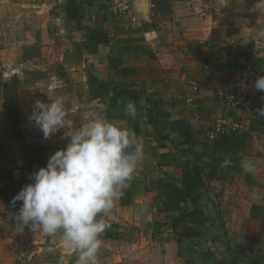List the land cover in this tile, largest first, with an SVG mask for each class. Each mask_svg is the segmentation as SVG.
Returning <instances> with one entry per match:
<instances>
[{
    "label": "crops",
    "instance_id": "crops-1",
    "mask_svg": "<svg viewBox=\"0 0 264 264\" xmlns=\"http://www.w3.org/2000/svg\"><path fill=\"white\" fill-rule=\"evenodd\" d=\"M68 1L0 0V14L17 15L23 31L22 60L40 63L42 82L55 85L50 94H58L57 87L60 93H69L62 97L72 115L70 131L58 133L59 138L69 143L73 131L104 118L133 131L142 145L143 155L135 161L131 204L123 206L121 196L104 217L110 226L101 236L102 246L117 241L123 244L121 253L142 252L137 245L127 247L129 239L138 242L143 236H153L162 223L160 215H175L161 212L158 182L169 177L178 186L183 184L182 168L163 155L174 157L182 141L201 153L217 135L238 131L249 137L246 151L214 153L228 163L215 179L204 177L197 202L210 219L204 236L179 241L171 219L167 228H171L173 239L184 242L183 264H264V117L257 115V110L264 108V92L254 100L252 114L216 95L219 88L231 89L245 67H253L259 77L264 75V11H253L257 2L248 0H132L141 23L133 29L128 21L111 16L110 0H77L85 12L78 28L65 11ZM92 32L104 33L106 41L92 39ZM12 72L5 77L0 97V143L6 156L21 153L19 148H11V143L8 147L11 139L20 148L17 141L24 137L31 142L50 141L29 119L38 92H29L27 102L18 88L23 138L17 139L7 125L4 84L13 77L20 82V75ZM37 99L43 101V95ZM130 102L135 107L134 117L126 112ZM158 111L168 115L166 123H174L176 130L168 125L164 133L150 123L148 113L159 119ZM232 124H239L240 129H232ZM9 149L13 152L8 153ZM52 149L47 144H27L23 152L26 161L18 167L11 163L0 168V188L8 176L28 179L33 174L29 163L35 171L45 167ZM233 158H242L253 170L239 163L230 168ZM21 203L13 206L0 199V264H17L16 256L26 254L32 242L39 251L53 246L54 252L63 258L71 256L76 264V250L61 243L60 234L48 237L27 227L18 230L13 214L19 212Z\"/></svg>",
    "mask_w": 264,
    "mask_h": 264
},
{
    "label": "clouds",
    "instance_id": "clouds-1",
    "mask_svg": "<svg viewBox=\"0 0 264 264\" xmlns=\"http://www.w3.org/2000/svg\"><path fill=\"white\" fill-rule=\"evenodd\" d=\"M255 10L264 11V0H257ZM255 88L264 92V75L256 79ZM126 112L135 116L131 102ZM257 113L264 117V108ZM67 116L64 97L58 96L51 103L35 100L29 119L48 140L65 128ZM142 155L136 134L118 122L97 118L83 124L72 132L66 148L51 155L47 166L35 171L29 177L32 182L13 198V206L22 202L13 214L18 230L27 227L48 237L60 234L61 243L76 250V264H98L101 236L110 226L104 217L129 187L135 161ZM61 264L69 261L62 258Z\"/></svg>",
    "mask_w": 264,
    "mask_h": 264
},
{
    "label": "trees",
    "instance_id": "trees-1",
    "mask_svg": "<svg viewBox=\"0 0 264 264\" xmlns=\"http://www.w3.org/2000/svg\"><path fill=\"white\" fill-rule=\"evenodd\" d=\"M69 20L75 27L81 26V21L85 17V12L82 7L77 4V0H69L65 9ZM102 37V38H101ZM91 38L97 41H106L104 33H91ZM18 85L19 81L13 77L4 84V103L5 119L7 125L14 130L17 139L23 138L21 124V113L18 102ZM156 116L152 112L148 113L149 121L156 128H160L162 132H166L168 125H171L172 130H176L174 123L167 124L168 115L162 111H158ZM185 134H190V131H185ZM189 137V136H188ZM187 137V138H188ZM248 135L239 134L238 131L231 133H221L212 142H207L204 152H194L192 147L185 141H182L177 146L178 153L168 159L173 158L177 165L183 170V184L178 186L173 178L161 179L158 182V199L161 201V212L174 213L170 215V224L179 241L184 239L198 238L204 236L205 226L210 219L204 214V211L199 209L197 202L201 197V192L205 184L204 177L215 179L218 170L226 167L221 159L215 157L214 153L236 154L245 152L247 149ZM163 146V145H162ZM165 148V147H163ZM0 154H2V145L0 143ZM208 158V161L205 159ZM233 164L230 168H236L239 163L242 165V158H233ZM206 168L209 173L206 174ZM29 170L35 172L33 165L29 163ZM32 181L28 179L16 180L13 176L6 178V185L0 188V199L4 202H12L13 198L19 194L22 187ZM135 179L129 182L132 185L130 190L124 189L122 194V205L128 206L131 204L132 190L134 189ZM217 264V263H209Z\"/></svg>",
    "mask_w": 264,
    "mask_h": 264
},
{
    "label": "rangeland",
    "instance_id": "rangeland-1",
    "mask_svg": "<svg viewBox=\"0 0 264 264\" xmlns=\"http://www.w3.org/2000/svg\"><path fill=\"white\" fill-rule=\"evenodd\" d=\"M19 26L17 15L0 14V97L5 77H10L11 73H13L12 71L15 70L20 75L18 88H20L22 92L23 99L27 102H29V92L34 91L38 92V96L34 97L35 100L43 95V102L45 103H51V98L55 99L58 96H67L69 93H60L59 87L56 88L58 94L51 95V89H54L55 85L51 82H42L45 79L39 76L40 63L34 60H22L21 54L23 53L24 46L21 40L23 39V31ZM227 55L231 56L232 54L227 53ZM8 77L6 79H8ZM70 86L72 87L71 84ZM63 87L66 89L65 84H63ZM70 119H72V115L68 111L65 128L61 129L58 133L70 131ZM58 133H54L50 137V141H46L45 143L36 142L34 140L31 142L24 137L17 141L21 148L17 145L15 146V141L13 139L7 141L6 144L9 148L11 143V148H19L21 153L18 155L16 153H11V156H6L7 153L5 154V152H3L2 155L0 154V168L6 167L11 163L18 167L21 161H26L28 158L23 152H25L27 144L36 145V147L37 145L47 144L49 147L53 148L51 151H58L60 148H65L68 141L67 139L59 138L57 135ZM13 149H9L8 153ZM1 180H4L3 177ZM160 217L163 225L160 222V226L154 230L153 236L149 234L148 236L141 237L138 242H136L135 239H129V242H127V247L132 248L137 245L139 247L138 249H143L142 252L124 254L121 253L123 244L117 241H106L104 246H102L104 247L103 254L98 258L102 261L101 264H121L123 261H125L124 263L126 264H183L184 242L173 239L174 236L172 235L173 233H171V228H167V224L170 220L169 215H160ZM52 247L53 246H51V248ZM28 248L29 251H27L26 254L21 252L19 255H17L18 253L16 254L17 264H61L63 257L54 251L49 252L48 247L44 251H39L37 250V244L32 242L31 246H28ZM70 257L71 256H67V258L65 257L63 259L68 260L70 262L69 264H73L74 261L70 260Z\"/></svg>",
    "mask_w": 264,
    "mask_h": 264
},
{
    "label": "built area",
    "instance_id": "built-area-1",
    "mask_svg": "<svg viewBox=\"0 0 264 264\" xmlns=\"http://www.w3.org/2000/svg\"><path fill=\"white\" fill-rule=\"evenodd\" d=\"M248 1L255 2L257 0ZM109 12L112 17H115L119 21H128L130 27L133 29L141 27L140 19L133 9L132 0H110ZM258 77L259 75L253 67H245L241 69L240 78L235 84H233L231 89L225 90L224 88H219L216 95L219 100L252 114L254 112V100L261 93V91L255 88V81ZM194 86L195 89L198 90V84L195 83ZM189 105H193L192 100H189ZM231 128L237 130L240 129V125L232 124ZM55 152L56 151H50L48 159Z\"/></svg>",
    "mask_w": 264,
    "mask_h": 264
}]
</instances>
